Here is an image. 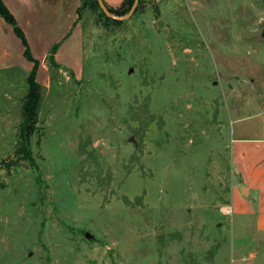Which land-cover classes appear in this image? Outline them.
I'll return each mask as SVG.
<instances>
[{
	"label": "rangeland",
	"instance_id": "1",
	"mask_svg": "<svg viewBox=\"0 0 264 264\" xmlns=\"http://www.w3.org/2000/svg\"><path fill=\"white\" fill-rule=\"evenodd\" d=\"M124 23L83 10L77 69L40 66L33 165L30 64L0 30V264H264L254 218L225 213L233 132L264 129V0H141Z\"/></svg>",
	"mask_w": 264,
	"mask_h": 264
},
{
	"label": "crops",
	"instance_id": "2",
	"mask_svg": "<svg viewBox=\"0 0 264 264\" xmlns=\"http://www.w3.org/2000/svg\"><path fill=\"white\" fill-rule=\"evenodd\" d=\"M1 1L22 30L32 56L39 61V68L43 62H46L51 47L59 44L54 60L60 69L71 71L77 69L82 54L81 30L77 25L80 0ZM123 1L102 0L103 4L113 9L118 8ZM0 30L6 33V39L11 45L10 49L4 51L5 64L11 67L24 64L19 56L23 53V47L13 34L10 25L2 19H0ZM15 39L21 45L19 50ZM10 52L14 54V59L9 57ZM31 67L30 64L27 71H30ZM233 134L229 149L232 167L238 181L236 186L233 185L236 188L231 191L228 208L236 216L253 217L256 235H264V129L240 127ZM243 189L246 190V197ZM259 243L264 246V240ZM240 251H236L235 255ZM237 263H243L242 259L238 258Z\"/></svg>",
	"mask_w": 264,
	"mask_h": 264
},
{
	"label": "trees",
	"instance_id": "3",
	"mask_svg": "<svg viewBox=\"0 0 264 264\" xmlns=\"http://www.w3.org/2000/svg\"><path fill=\"white\" fill-rule=\"evenodd\" d=\"M133 1L134 0H124L116 9L107 7L105 4L104 6L112 15L122 17L129 12L132 7ZM140 4L141 0H139L138 7L135 13L139 9ZM83 10H89L96 13L104 27H107L108 25L113 27H120L125 24L124 22H117L105 17L99 9L96 0H80V7L77 10L78 19H80L81 12ZM0 19H2L6 24L10 25L13 34L20 41L23 47V58L32 65L31 70L29 71L25 79L27 90L22 100L21 120L17 128V146L15 150V156L16 160H21L29 165H33L34 160L31 142L33 137L38 135L39 132L38 111L41 101V91L43 89L36 80L39 61L32 56L22 30L19 28L13 15L7 10L1 0ZM58 47L59 44L53 45L48 53V56L46 57V64L48 65V67L55 70H60V66L54 60V55Z\"/></svg>",
	"mask_w": 264,
	"mask_h": 264
},
{
	"label": "water",
	"instance_id": "4",
	"mask_svg": "<svg viewBox=\"0 0 264 264\" xmlns=\"http://www.w3.org/2000/svg\"><path fill=\"white\" fill-rule=\"evenodd\" d=\"M96 2L98 4L99 9L101 10V12L103 13V15L105 17H107L108 19L117 21V22H125L128 19H130L133 16V14L135 13V11H136V9L138 7L139 0H134L133 4H132V7L129 10V12L126 15L122 16V17H118V16H115V15H112L111 13H109L107 11V9L105 8L102 0H96ZM262 27H263L262 35L264 36V23L262 24ZM129 72H131V71H129ZM243 194H246V190L245 189H243ZM85 237L87 239L90 238V236L88 234H86Z\"/></svg>",
	"mask_w": 264,
	"mask_h": 264
},
{
	"label": "built area",
	"instance_id": "5",
	"mask_svg": "<svg viewBox=\"0 0 264 264\" xmlns=\"http://www.w3.org/2000/svg\"><path fill=\"white\" fill-rule=\"evenodd\" d=\"M225 213L230 214L231 213L230 208H227Z\"/></svg>",
	"mask_w": 264,
	"mask_h": 264
}]
</instances>
